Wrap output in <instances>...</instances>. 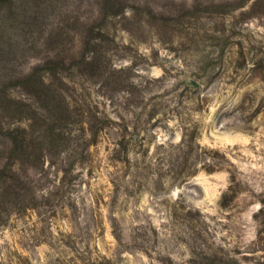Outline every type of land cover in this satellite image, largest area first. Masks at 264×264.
<instances>
[{
  "label": "rangeland",
  "instance_id": "374dc122",
  "mask_svg": "<svg viewBox=\"0 0 264 264\" xmlns=\"http://www.w3.org/2000/svg\"><path fill=\"white\" fill-rule=\"evenodd\" d=\"M0 264H264V0H0Z\"/></svg>",
  "mask_w": 264,
  "mask_h": 264
},
{
  "label": "trees",
  "instance_id": "16d2710c",
  "mask_svg": "<svg viewBox=\"0 0 264 264\" xmlns=\"http://www.w3.org/2000/svg\"><path fill=\"white\" fill-rule=\"evenodd\" d=\"M40 83V85H50L46 82L45 79H43V77L38 74V72H34L33 74H31L30 76H28L26 82H25V86H33V88ZM46 115L42 114V117H45ZM19 131L22 133V140H19ZM8 132L10 133V144L11 146H13V144H15V146L17 148H21L23 150H25L27 152L28 148L30 146L36 147V143L35 142H29L27 141V136L23 134L27 132V128L23 127L20 129H15V132L12 131L11 128H8ZM36 151L38 152V154L41 156L43 154V151H41V148L37 147ZM32 156V152L28 151V158L30 159Z\"/></svg>",
  "mask_w": 264,
  "mask_h": 264
}]
</instances>
